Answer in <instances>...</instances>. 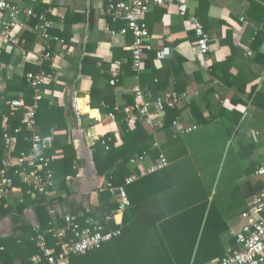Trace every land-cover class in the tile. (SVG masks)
<instances>
[{
  "label": "crops",
  "instance_id": "1",
  "mask_svg": "<svg viewBox=\"0 0 264 264\" xmlns=\"http://www.w3.org/2000/svg\"><path fill=\"white\" fill-rule=\"evenodd\" d=\"M109 1L9 0L12 7L31 9L36 15L45 13L51 22L50 36L62 40L63 44L52 40L47 46L50 58L39 63L43 47L39 21L21 16L25 26L20 37L25 43L8 49L0 59L9 68L0 73V165L6 154L3 132L13 129L12 124L20 116L11 115L7 102L26 97L31 104V98L28 100L26 96L29 89L24 86L25 74L39 73L43 64L50 63L52 71L40 94L50 105L62 110L65 126L43 135H52L53 142L54 135L59 136L61 146H73L76 174L69 175L72 181L64 183V187L61 179L58 181L56 189L46 196L47 200H53L46 208L48 211L53 206L72 213V208L84 206V213H73L79 220L99 206L93 194L91 147L106 134H113L120 142L121 134L116 119L111 121L107 115L103 118L98 109L89 106L92 80H97L101 96L117 112L131 104V90L136 85V79L127 69L132 37L117 34L125 21H113L106 13ZM202 13L207 19L210 40L205 61L199 57L190 23L179 16L175 4L156 7L144 17L152 50L144 55L140 87L151 100L175 93L186 94V101L176 107L179 111L176 128L170 127L167 131L145 128L154 135V148L169 165L131 189L137 201L138 229L123 236L127 240L125 248L132 240L164 237L160 231L164 222L169 223L165 235L169 239H188L191 227L200 218L202 225L209 222L213 228H222L224 232L219 238L227 250L234 245L233 232L249 222L241 215L248 213L252 220L257 216L252 210V200L264 189V177L255 175L264 165V70L237 43L251 50L256 30L264 32V0L188 1L189 15ZM111 32L117 35L112 36ZM227 33H232L235 55H231L228 47ZM85 58L89 59V67L82 74L81 62ZM114 62H120L122 69L119 82L111 87L110 70ZM78 93L84 97H76ZM193 125L197 130L179 134L183 128ZM54 153L61 158L62 150ZM148 163L149 160L145 161L144 166ZM35 196L28 194L26 186L25 194L14 189L3 201L0 240L13 238L14 244L21 245L29 239V234L21 228L38 224L32 203ZM24 199L27 206L20 212ZM88 217L85 216L84 223ZM177 249L187 253L186 247L181 250L179 246L175 252Z\"/></svg>",
  "mask_w": 264,
  "mask_h": 264
},
{
  "label": "built area",
  "instance_id": "2",
  "mask_svg": "<svg viewBox=\"0 0 264 264\" xmlns=\"http://www.w3.org/2000/svg\"><path fill=\"white\" fill-rule=\"evenodd\" d=\"M188 1L110 0L106 5L105 11L113 21L117 19L125 21L124 28L117 34L132 37L130 45L131 69L135 73L136 85L131 90L133 103L126 105L122 110L124 122L129 128L142 124L144 128L150 131L162 129L164 108H175L182 101H186V94L178 95L175 93L163 99L151 100L140 87L138 73L142 69L144 55L152 50L150 35L144 24V17L147 13L156 7L175 4L179 16L187 19L193 29L200 59L205 61L207 58L210 40L200 20L188 14ZM21 16L26 20L36 18L39 21L38 30L43 43L39 63L43 59H49L48 44L52 40H56L58 44L62 45L63 41L50 36L51 22L47 19L46 14L36 15L31 9L12 7L9 5V0H0V59L8 49L17 48L25 43V40L20 37V32L25 26V20L22 21ZM117 34L111 32L112 36ZM233 38L237 39L236 35ZM237 45L246 56H251L252 53L248 46L240 43ZM8 69L0 60V73L5 70L8 71ZM110 75L109 85L111 87L116 86L121 75L120 62L112 64ZM25 80L33 91L31 104L26 101V97L7 102L11 115L20 113L21 118L20 127L7 128L3 132L6 154L0 165V203L6 200L16 189L14 178H18L21 184L28 187V194L44 196H49L56 189L59 181L51 169V165L56 162L58 155L55 153L46 156L41 154V152L51 149L53 136L43 135L34 127L38 103L42 99L40 88L47 84V75L43 71L36 74L27 73ZM107 118L111 121L115 120L113 114H108ZM171 127L176 128L177 122L174 121ZM197 128L196 125L185 127L179 131V134L186 135L197 130ZM23 129L30 133V137L26 139L30 143V149L28 152L21 151L14 155L12 149L17 144V136ZM101 143L105 145L104 141ZM148 159L144 155L131 159L132 173L124 178L122 185L116 187L109 181H104L98 187L97 193L108 192L117 204V209L112 213L108 214L104 211V213L97 214L98 218L88 217L85 225L82 226L77 215L62 212L58 207H48L51 220L43 233L50 235L51 241H47L45 236L38 231V226L33 225V230L36 233L34 241L38 252L31 257V263L70 264L72 257L83 256L99 250L103 245L121 236L120 228L111 229L108 227L110 224L120 227L122 213L130 206L126 188L145 177L164 170L169 165L162 154L153 162L149 160L148 165L144 166ZM255 175L264 177V165L256 170ZM64 181L70 183L72 177L68 176L64 178ZM252 210L256 212V218L252 220L248 213L241 215L243 220L249 222L241 226L238 231L233 232V248H229L224 256L214 264H264V189L252 200ZM58 220L61 225H59ZM1 250L2 248H0Z\"/></svg>",
  "mask_w": 264,
  "mask_h": 264
},
{
  "label": "trees",
  "instance_id": "3",
  "mask_svg": "<svg viewBox=\"0 0 264 264\" xmlns=\"http://www.w3.org/2000/svg\"><path fill=\"white\" fill-rule=\"evenodd\" d=\"M193 16L200 20L204 26L205 32L207 33L208 26L205 13L194 14ZM256 25H260V22H257ZM231 34L232 33H227L226 37L231 55H235L237 51L232 45L230 38ZM263 44L264 32L258 28L253 38L251 50L252 60L255 64L260 65L261 70H264ZM87 67H89V59L85 58L81 62L82 74L85 73V69ZM127 69L130 70V73H132L134 77L135 73L131 69V57ZM37 71L38 69L34 72ZM41 71L45 72L46 75H49L52 71L50 63L43 64ZM140 77L141 70L138 73L139 83ZM24 86L29 89V93H26V96L28 97L27 99L30 100L29 98L32 97L33 91L29 88L26 80H24ZM132 102L133 100H131L130 103ZM89 106L91 108L95 107L98 109L103 118H105L109 113L113 114L119 124L121 134L120 142L113 134H106L94 142L91 147L95 179L93 194L98 198L99 206L95 207L91 213L83 215V217L79 220L82 226L85 225L83 222L85 216L98 218L99 216L97 214L100 212L104 213V211H106L109 214L117 209V204L108 192H96L98 187L104 181H109L116 187L120 186L123 184L124 178L132 173V169L130 168L131 159L136 156L144 155L149 158L148 160L153 162L161 154L158 149L154 148V135L148 132L142 124H137L133 128H129L126 125L123 113L115 111L113 105L109 104L108 99L101 96V93L97 88V80L95 78L92 80V86L90 89ZM18 115H20V113H18ZM61 116V109H57L55 106L50 105L48 101L42 99L39 101L38 109L35 114L34 127L36 130H40L42 134H50L52 131L55 132L62 130L64 129L65 123ZM178 116L179 111L176 107H165L162 129L167 131ZM20 118L21 116H19V120H15L12 124L13 129L18 126L20 127ZM198 121L203 122L201 119ZM29 137L30 133L23 129L17 136V144L12 149L14 155H17L21 151H29L30 143L26 140ZM60 140L61 138L59 136L54 135V142L51 149L45 152L43 151L41 154L46 156L53 154L56 150H62L61 158L51 165V169L54 172L55 178L58 180L61 179V185L64 187V183L66 182H64L63 178L69 175L75 176L76 174V153L72 145L61 146ZM102 141L105 142V145H102ZM145 178L126 188L130 206L122 213V223L120 227L115 224H110L108 227L111 229L120 228L121 236L103 245L99 250L89 252L83 256L72 257L70 259V264H211L218 262L224 256L228 249H223L222 242L219 238V235H221L224 231L222 228H213L209 222L202 225V219L200 220V218L195 226L193 228L191 227L190 231H192V234L188 239H186V237L177 240L169 239L165 236L168 229L166 226L169 223L164 222L165 224L163 223L160 225V231L164 233V237H158L157 239L151 238L148 240H132L133 243H129L127 246L128 248H125L127 240H125V238L123 239V236L125 237L127 233L138 229L135 222L137 217L139 219L135 208L137 201L134 199L132 193L133 190L131 189L137 187V183L143 181ZM14 187L16 189H20L24 194L26 193V186L21 184L18 178H14ZM91 195L92 193L87 196L88 200H90ZM52 201L53 200H47L46 196L38 194L32 201L36 208L38 231L44 235L46 240L49 242L51 241L50 235L44 234L43 232H45L48 228V223L51 220L46 204H50ZM63 201L64 199H59V202ZM88 203L91 205L90 201H88ZM2 204L3 202H1L0 205ZM25 206H27V204L24 199V201L20 204V212L25 208ZM85 208L86 207L84 206H77L72 208L71 211L72 213H84ZM58 223L61 225L59 220ZM187 227L188 226H185L186 229H188ZM21 229L29 234V239H27V241L23 244H14L13 238L0 240V248H2L0 251V264H15L16 260H19L18 264H32L30 259L38 252V248L34 241L36 233L32 226H23ZM211 230L215 231L213 232ZM156 233H158V231H156ZM179 246L183 248L181 250H184L186 247L187 253H181L178 249L175 252V249ZM233 246L231 248H233ZM168 249L170 250V253H168Z\"/></svg>",
  "mask_w": 264,
  "mask_h": 264
},
{
  "label": "water",
  "instance_id": "4",
  "mask_svg": "<svg viewBox=\"0 0 264 264\" xmlns=\"http://www.w3.org/2000/svg\"><path fill=\"white\" fill-rule=\"evenodd\" d=\"M76 97H84V94H82V93H78V94L76 95Z\"/></svg>",
  "mask_w": 264,
  "mask_h": 264
},
{
  "label": "rangeland",
  "instance_id": "5",
  "mask_svg": "<svg viewBox=\"0 0 264 264\" xmlns=\"http://www.w3.org/2000/svg\"><path fill=\"white\" fill-rule=\"evenodd\" d=\"M93 168V167H92ZM91 168V170L93 171V169Z\"/></svg>",
  "mask_w": 264,
  "mask_h": 264
}]
</instances>
